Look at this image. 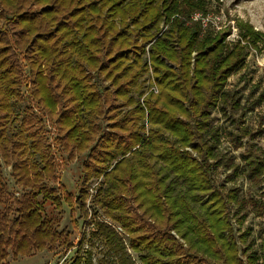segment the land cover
I'll list each match as a JSON object with an SVG mask.
<instances>
[{
	"label": "trees",
	"instance_id": "1",
	"mask_svg": "<svg viewBox=\"0 0 264 264\" xmlns=\"http://www.w3.org/2000/svg\"><path fill=\"white\" fill-rule=\"evenodd\" d=\"M219 12L218 0H0V261L6 248L28 256L61 242L46 202L84 210L88 196L60 185L62 151L85 156L84 181L89 167L101 177L91 236L114 264H264V229L260 250L240 253L246 237L229 218L231 206L262 213L264 202L215 180L221 167L233 168L227 181L240 171L220 140L238 149L248 132L212 116L264 105V85L245 72L264 32L238 20L227 40L209 18ZM149 69L156 93L139 83ZM240 72L245 96L228 87ZM262 155L241 156L254 185Z\"/></svg>",
	"mask_w": 264,
	"mask_h": 264
},
{
	"label": "rangeland",
	"instance_id": "2",
	"mask_svg": "<svg viewBox=\"0 0 264 264\" xmlns=\"http://www.w3.org/2000/svg\"><path fill=\"white\" fill-rule=\"evenodd\" d=\"M220 12L216 16H210L213 25L231 30L227 40H234L237 36L236 23L238 20L243 23L250 24L255 31L264 32V0H218ZM206 20H204V23ZM148 44L146 45V47ZM245 72L251 77L253 82L261 81L264 85V43L260 45V50H251L246 62ZM240 73L231 76L228 80V87L233 88L235 85L241 95L248 93L247 86L243 82H239ZM143 83L144 88L148 87L147 92H157V85L154 76L149 69L146 74L140 78L139 83ZM249 88V87H248ZM121 110H126L119 108ZM243 114V115H242ZM241 115L237 114L233 117H224L220 113H213V118L218 126L228 128L235 135L245 129L247 135L242 138V147L234 149V145L225 136L220 140L218 145L221 155H225L224 162L228 157H234V165H238L240 171L236 176H232V181H227V175L232 173L233 168H219L215 180L222 188L229 190L234 187L239 189V195L244 200L254 198L264 202V176L260 184L254 185L248 179V173L245 171V163L242 161V155H248L250 158L256 159L261 156L264 150V105L254 109L244 111ZM233 121V123H232ZM261 130V131H260ZM52 133V130H51ZM62 163L60 164L59 177L60 185L63 186L67 193H70L73 200L83 191L88 197L85 200V208L82 212L78 209L72 214L70 208L63 204L62 209L55 208L50 202L44 204V213L53 218L56 223V231L63 234L62 240L54 245H49L39 252H35L28 256H13L10 249L6 248V257L0 261V264H71L75 258L89 259L91 264H114V258L109 254L107 248L91 235L95 229V221L103 218L99 211L94 210L89 203V197L94 194L98 187L101 177H96L92 173L93 167H89L91 177L88 181H84L85 171L83 165H87L84 155L75 156L74 159H67L65 152H59ZM264 158V155H262ZM9 168L4 169V174L9 182L7 172ZM57 187V185H53ZM9 189L16 191L9 182ZM60 195V193H58ZM75 202V201H73ZM242 215L245 218L242 219ZM229 218L235 228L237 236L244 235L245 242L238 243L240 245V253L248 245L254 251L260 250L262 229H264V212L257 213L253 210L252 205H246L245 209L239 211L237 206L229 208ZM67 241V242H66ZM69 245V246H68ZM241 257H243L240 254ZM138 264V263H137Z\"/></svg>",
	"mask_w": 264,
	"mask_h": 264
},
{
	"label": "built area",
	"instance_id": "3",
	"mask_svg": "<svg viewBox=\"0 0 264 264\" xmlns=\"http://www.w3.org/2000/svg\"><path fill=\"white\" fill-rule=\"evenodd\" d=\"M204 22V21H203Z\"/></svg>",
	"mask_w": 264,
	"mask_h": 264
}]
</instances>
